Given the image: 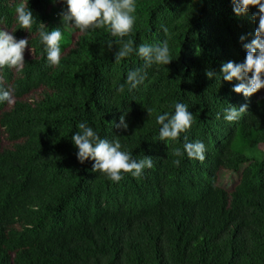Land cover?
I'll return each mask as SVG.
<instances>
[{
	"label": "trees",
	"instance_id": "16d2710c",
	"mask_svg": "<svg viewBox=\"0 0 264 264\" xmlns=\"http://www.w3.org/2000/svg\"><path fill=\"white\" fill-rule=\"evenodd\" d=\"M20 2L0 0V29L29 40L22 71L0 68L14 98L0 103V264H264V89L246 98L232 90L238 81L217 78L222 64L245 59L240 37L254 38L257 9L237 16L232 0H135L123 39L134 48L167 39L172 61L145 68L133 89L127 73L144 61L133 52L116 63L120 38L107 27L80 32L62 22L65 0H25L33 23L22 29ZM41 27L62 31L59 66L49 65ZM177 102L192 126L161 141L156 116ZM243 104L238 121L224 119ZM125 114L127 130L115 126ZM81 122L153 167L119 182L93 172L71 139ZM186 140L203 142L202 162L175 156ZM223 171L236 176L230 187Z\"/></svg>",
	"mask_w": 264,
	"mask_h": 264
},
{
	"label": "clouds",
	"instance_id": "9594fccd",
	"mask_svg": "<svg viewBox=\"0 0 264 264\" xmlns=\"http://www.w3.org/2000/svg\"><path fill=\"white\" fill-rule=\"evenodd\" d=\"M66 9L60 13L65 27L73 26L80 32H87L90 28L107 27L112 37H119L116 41L118 50L115 51V62L128 57L136 52L144 61L143 68H137L127 73L126 83L131 88H136L143 83L146 74L144 69L152 65H168L171 61V54L168 40L165 39L159 44H141L138 48L133 47L132 40H124L128 36L135 24L134 13L136 11L135 0H65ZM233 10L237 16L247 15L250 8H256L252 13V18L258 22L255 28L254 38L247 43V37L242 35L240 40L246 51L243 62L236 63L228 61L222 64L221 73L224 81H238L233 86V91L243 94L244 97H251L259 90L264 89V0H232ZM17 22L22 29H31L33 23V12L28 7L25 0H21L16 6ZM164 32L168 35V29ZM39 38L45 45L47 60L50 66H59L61 60L60 41L62 31L60 28L51 31L39 30ZM29 44L27 38L17 40L13 34L7 30L0 29V68L9 67L17 71H22L25 63L24 52ZM113 44L108 43V49L112 50ZM32 51V49H31ZM209 79L216 74L212 70H206ZM118 92L124 91L121 84ZM7 102L9 105L14 103V98L9 90L0 87V103ZM174 114L165 112L156 116V123L160 125L159 139L161 141H175L182 132L191 128L193 114L183 103L174 104ZM248 112V105L231 106L225 109L224 119L228 122L238 121L243 114ZM149 116L151 115L148 110ZM125 115L120 117V123L115 126L127 130L128 124ZM79 131L72 135V141L78 149L77 159L81 164L85 161H94L93 172L104 174L113 182H119L122 173H131L139 178L145 168L153 167L151 157L136 160L131 153L123 151L121 142L118 138L113 141L102 139L94 129L85 122L77 125ZM186 152L190 159L203 161L205 159V145L201 141L186 142L183 145V152L177 148L175 156H183ZM176 164L180 163L177 159Z\"/></svg>",
	"mask_w": 264,
	"mask_h": 264
},
{
	"label": "rangeland",
	"instance_id": "374dc122",
	"mask_svg": "<svg viewBox=\"0 0 264 264\" xmlns=\"http://www.w3.org/2000/svg\"><path fill=\"white\" fill-rule=\"evenodd\" d=\"M60 11H62V10H60ZM229 175H230V178L228 177ZM221 178H222V180L224 181V184H225L226 186L230 187L231 184H233V183L235 182V178H236V176H235L234 173H233V176H232V172H230V171H223V172L221 173ZM231 180H233V181L231 182ZM230 182H231V183H230Z\"/></svg>",
	"mask_w": 264,
	"mask_h": 264
}]
</instances>
